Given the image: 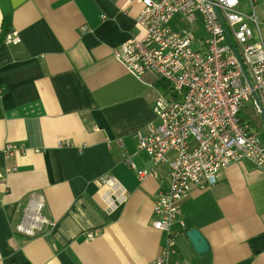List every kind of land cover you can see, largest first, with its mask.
Returning a JSON list of instances; mask_svg holds the SVG:
<instances>
[{
	"label": "crops",
	"instance_id": "obj_1",
	"mask_svg": "<svg viewBox=\"0 0 264 264\" xmlns=\"http://www.w3.org/2000/svg\"><path fill=\"white\" fill-rule=\"evenodd\" d=\"M141 9V0H0V32L6 23L19 37L0 44V264H153L164 249L170 264H264V169L244 160L180 199L169 231L153 227L168 166L139 151L136 134L157 123L152 106L167 85L114 56L141 36ZM10 142L24 151L6 156ZM106 173L125 194L112 209ZM37 201L50 224L28 236L16 226Z\"/></svg>",
	"mask_w": 264,
	"mask_h": 264
},
{
	"label": "built area",
	"instance_id": "obj_2",
	"mask_svg": "<svg viewBox=\"0 0 264 264\" xmlns=\"http://www.w3.org/2000/svg\"><path fill=\"white\" fill-rule=\"evenodd\" d=\"M136 21L141 36H131L114 52L115 58L137 78L152 71L166 83L152 106L157 123L138 132L137 149L156 165L168 166L169 182L153 206V227L169 231L178 218L179 200L192 188L216 184L220 171L234 161L248 159L264 169V146L239 113L251 101L264 127L254 95L264 111V35L249 0L251 12L240 0H141ZM3 41L17 43L16 32ZM60 145H71L61 141ZM24 151L7 143L4 153ZM131 169L136 170L128 161ZM138 177H156L154 169L136 170ZM100 182L111 192L108 205L125 199L117 178L109 173ZM42 202L25 211L17 230L35 235L44 224ZM94 233H88L91 238ZM164 249L153 264H170Z\"/></svg>",
	"mask_w": 264,
	"mask_h": 264
},
{
	"label": "rangeland",
	"instance_id": "obj_3",
	"mask_svg": "<svg viewBox=\"0 0 264 264\" xmlns=\"http://www.w3.org/2000/svg\"><path fill=\"white\" fill-rule=\"evenodd\" d=\"M239 8L244 12H251L249 0H240ZM255 11L259 25L264 35V0H255ZM240 117L249 122L252 130L256 133L261 145L264 146V127L258 117L253 113L251 101H246L239 113Z\"/></svg>",
	"mask_w": 264,
	"mask_h": 264
},
{
	"label": "water",
	"instance_id": "obj_4",
	"mask_svg": "<svg viewBox=\"0 0 264 264\" xmlns=\"http://www.w3.org/2000/svg\"><path fill=\"white\" fill-rule=\"evenodd\" d=\"M254 99H255L256 105L259 109L261 119L264 121V111H263V108L260 104V101L258 100V98L255 95H254ZM244 161L248 167L255 166L248 159H244ZM186 235H187L189 241L191 242V244L193 245V247L197 253L206 252L208 250V248H209L208 243H207L206 239L203 237V235L200 233L199 230H197L195 228H191L188 231H186Z\"/></svg>",
	"mask_w": 264,
	"mask_h": 264
},
{
	"label": "trees",
	"instance_id": "obj_5",
	"mask_svg": "<svg viewBox=\"0 0 264 264\" xmlns=\"http://www.w3.org/2000/svg\"><path fill=\"white\" fill-rule=\"evenodd\" d=\"M7 23L9 24V19L7 20ZM8 31H9V28H8L7 24L4 23L3 28L1 29V32H0V44L3 42V39H4L5 35L8 33ZM162 88H167V87H165V85H164Z\"/></svg>",
	"mask_w": 264,
	"mask_h": 264
}]
</instances>
